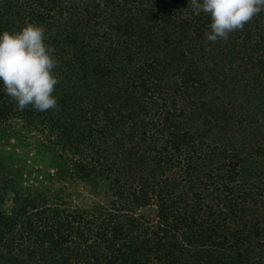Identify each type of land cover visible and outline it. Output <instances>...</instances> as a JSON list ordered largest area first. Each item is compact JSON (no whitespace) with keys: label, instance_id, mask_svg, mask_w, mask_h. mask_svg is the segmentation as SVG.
<instances>
[{"label":"trees","instance_id":"1","mask_svg":"<svg viewBox=\"0 0 264 264\" xmlns=\"http://www.w3.org/2000/svg\"><path fill=\"white\" fill-rule=\"evenodd\" d=\"M210 22L188 0H0V34L39 25L59 62L58 111L0 82V132L103 199L11 187L0 264H264V11L227 41Z\"/></svg>","mask_w":264,"mask_h":264},{"label":"clouds","instance_id":"2","mask_svg":"<svg viewBox=\"0 0 264 264\" xmlns=\"http://www.w3.org/2000/svg\"><path fill=\"white\" fill-rule=\"evenodd\" d=\"M193 14L210 17L207 42L227 41L229 35L264 11V0H188ZM43 27L28 23L16 32L0 34V82L4 92L23 111L59 110L53 95L59 83L55 49L45 43Z\"/></svg>","mask_w":264,"mask_h":264},{"label":"rangeland","instance_id":"3","mask_svg":"<svg viewBox=\"0 0 264 264\" xmlns=\"http://www.w3.org/2000/svg\"><path fill=\"white\" fill-rule=\"evenodd\" d=\"M32 138V137H29ZM29 140V139H26ZM17 139L0 132V206L11 204V187L34 188L48 195L61 192L64 200L73 207L90 206L95 200L103 201L101 193H95L88 181L70 173L67 166L58 165L51 153L35 147L34 141ZM136 213L153 219L155 207L141 205Z\"/></svg>","mask_w":264,"mask_h":264}]
</instances>
